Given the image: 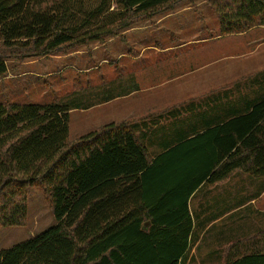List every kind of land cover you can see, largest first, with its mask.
Returning <instances> with one entry per match:
<instances>
[{"label": "trees", "instance_id": "16d2710c", "mask_svg": "<svg viewBox=\"0 0 264 264\" xmlns=\"http://www.w3.org/2000/svg\"><path fill=\"white\" fill-rule=\"evenodd\" d=\"M189 1L0 0V80L7 60L103 44ZM205 2L221 37L264 28V0ZM71 108L56 101L0 102V228L25 225L32 189L42 192L54 221L0 250V264H179L188 249V211L137 205L140 176L151 167L136 129L149 117L106 124L71 141ZM220 131L223 145L203 178L264 177V98ZM222 264H264V230L230 242Z\"/></svg>", "mask_w": 264, "mask_h": 264}, {"label": "crops", "instance_id": "0c3cea01", "mask_svg": "<svg viewBox=\"0 0 264 264\" xmlns=\"http://www.w3.org/2000/svg\"><path fill=\"white\" fill-rule=\"evenodd\" d=\"M252 30L236 36H245ZM156 44L144 47L145 52L137 58L125 56L121 46L115 63L103 58L100 63L107 64L98 70L92 65L85 67L86 63L76 70L72 91L66 92L71 96L73 93L74 98L69 132L72 115L75 128L87 129L82 135L106 124L149 117L136 129L151 167L140 176L137 205L148 211H188V249L179 264H190L207 229L215 227L213 239L220 237L219 244L242 239L243 222L253 226L256 231L252 234L264 230V177L235 172L225 181L209 182L208 177L203 178L206 167L217 159L223 145L218 136L220 127L246 114L264 98V93H258L259 87L264 88L259 84L264 79L256 74H234L230 67L210 73H200L206 65L194 71L184 70L185 65L175 68L176 64L170 65L169 52L177 47L158 48ZM60 59L55 58L52 63L57 65ZM92 60L95 58L89 59V64ZM161 60L164 62L158 63ZM58 69L47 74L53 78L50 85L55 99L61 92L58 81L67 80L64 74L56 76L64 68ZM196 72L199 74L190 80ZM247 207L252 209L246 217L239 215L237 222L224 225L227 218ZM145 224L149 226L150 222ZM212 253L200 263L213 264L216 255Z\"/></svg>", "mask_w": 264, "mask_h": 264}, {"label": "rangeland", "instance_id": "374dc122", "mask_svg": "<svg viewBox=\"0 0 264 264\" xmlns=\"http://www.w3.org/2000/svg\"><path fill=\"white\" fill-rule=\"evenodd\" d=\"M217 36H219L218 20L208 4L205 0H191L180 4L172 11L154 17L151 21H142L123 32L122 36L107 39L103 44H90L66 55L57 54L41 58L7 60V75L0 80V102L7 100L10 103L31 104L37 102L50 103L53 99L54 101L57 99V103L73 107V93L71 96L66 95V92L72 91L73 74L76 70L82 68L84 63L87 64L85 67L92 65L96 70L107 63H115L121 46L125 56L129 58H137L145 52L144 47L155 43H157L158 48L177 47L169 52L172 55L170 65L176 64L175 68L185 65L184 70L194 71L206 65L207 68L200 73H210L218 69L228 70L230 67L234 74L249 73L250 75L263 74L264 76V28L252 30L245 36L232 35L216 39ZM185 44L186 46H184ZM55 58H61L57 65L52 63L55 62L53 61ZM91 58H95V60L89 64L88 60ZM103 58L107 60V63H100ZM163 62V60L158 61L160 64ZM56 68H59L58 70L64 68L61 70V74L56 76L59 78L64 74V78L67 80L58 81V84L61 85L60 94L64 96L59 94V98L56 97L55 99L50 85L53 78H49L47 74ZM181 69L180 67L177 70L180 71ZM44 72L46 73L44 74ZM41 73L44 74V77H37ZM197 74L199 72H196L189 79L192 80ZM259 84L264 85V82ZM258 93L263 95L264 88L259 87ZM71 123L69 140L72 141L81 136L87 129L75 128L73 115ZM244 193L246 194V191ZM27 207V218L23 227L0 228V250L38 236L54 225L40 190L32 189L29 191ZM251 209V207H247L227 218L224 225L237 222L236 218L239 215L246 217ZM214 230L215 227L207 229V233L201 235L200 245L193 255L194 262H190V264H202L200 262L203 259L206 261L207 255L212 252L213 256L216 255L212 259V263L222 264L224 251L230 242L219 244L220 237L213 239ZM255 231L252 225L243 222L242 239L255 235L252 234ZM216 240H218L217 243Z\"/></svg>", "mask_w": 264, "mask_h": 264}, {"label": "water", "instance_id": "95a60500", "mask_svg": "<svg viewBox=\"0 0 264 264\" xmlns=\"http://www.w3.org/2000/svg\"><path fill=\"white\" fill-rule=\"evenodd\" d=\"M144 227H147V224H145Z\"/></svg>", "mask_w": 264, "mask_h": 264}]
</instances>
